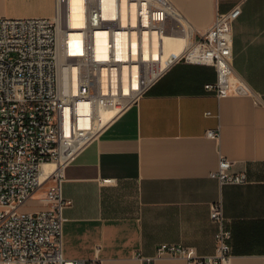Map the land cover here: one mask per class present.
Masks as SVG:
<instances>
[{"label":"crops","instance_id":"crops-1","mask_svg":"<svg viewBox=\"0 0 264 264\" xmlns=\"http://www.w3.org/2000/svg\"><path fill=\"white\" fill-rule=\"evenodd\" d=\"M55 1L0 0V16L50 17ZM171 1L196 35L218 12L241 5L233 66L262 100L220 98L205 88L216 79L213 66L167 60L150 89L63 167V254L89 259L99 247L102 264H142L160 244L175 243L213 255L219 224L210 205L221 200L232 232L231 256L222 264H264V0ZM212 129L218 138L208 135ZM223 156L232 160V172H245L246 182L210 176ZM42 196L33 210L47 206ZM156 264L189 263L166 254Z\"/></svg>","mask_w":264,"mask_h":264},{"label":"built area","instance_id":"built-area-1","mask_svg":"<svg viewBox=\"0 0 264 264\" xmlns=\"http://www.w3.org/2000/svg\"><path fill=\"white\" fill-rule=\"evenodd\" d=\"M104 4L105 0H81L82 24L73 23L72 0H56L50 17L0 16V264H102L99 247L89 259L63 254L62 170L102 127L103 111L117 115L165 72L164 46L160 57L152 53L145 59L140 54L130 60L133 34L142 51L144 35L153 45L160 36L191 31L184 51L174 59L213 66L216 79L205 88L220 98L249 95L256 103L262 100L233 66V23L241 14L240 4L218 12L200 35L171 0H110L106 9ZM120 30L130 38L124 60L116 50ZM99 31L104 32L102 44L97 42ZM125 65L138 67L141 89L132 95L123 94ZM81 106L84 112H79ZM208 135L218 138L220 133L212 129ZM47 161L58 165L48 177L47 206L21 209L41 187L40 173ZM231 166L232 160L223 156L210 176L246 182L245 172H232ZM210 217L219 224L215 254L204 256L194 247L163 243L154 256H143L142 264H156V258L166 254L181 256L189 264L229 260L232 232L221 200L211 203Z\"/></svg>","mask_w":264,"mask_h":264},{"label":"bare ground","instance_id":"bare-ground-1","mask_svg":"<svg viewBox=\"0 0 264 264\" xmlns=\"http://www.w3.org/2000/svg\"><path fill=\"white\" fill-rule=\"evenodd\" d=\"M110 0H105L104 8L106 9L109 5ZM81 0H72V18L74 24H82V12L80 8ZM125 14V11H123ZM125 16V15H124ZM99 35L97 36V42L98 44H102L105 41L104 32L99 31ZM116 50L117 55L121 58L120 60H124L123 58L127 56V53L125 51V46L127 44L128 35L120 30L116 34ZM191 36V31H188L183 36L176 35V34H166L164 36L158 37V39H155L153 42V45L151 44V41H148V37L144 35L143 38V50L140 51V48L137 46L136 36L133 34L132 36V56L133 59L130 58V60L137 59V56L140 57V54L144 56V58H148L152 55L156 57H160V54L162 53V47H165V56L167 60L174 59L179 54H181L185 46L188 42V38ZM130 39V38H129ZM164 52V51H163ZM127 60V59H126ZM104 83H106V78H104ZM115 85V83H114ZM137 89H141V84L138 79V67L130 65H125L123 69V94L124 95H132ZM84 104V103H83ZM84 112L85 109L82 108V106L79 108V112ZM116 111H103L101 115V122L100 126L104 125L110 117L114 116ZM55 169H58V165L54 161H47L43 164V168L41 170V181L42 183L48 179L51 172H53ZM41 183V185H42Z\"/></svg>","mask_w":264,"mask_h":264},{"label":"rangeland","instance_id":"rangeland-1","mask_svg":"<svg viewBox=\"0 0 264 264\" xmlns=\"http://www.w3.org/2000/svg\"><path fill=\"white\" fill-rule=\"evenodd\" d=\"M49 186V181H47L43 186H41L31 197L29 201L24 203L21 207L23 210H33L38 205H42L44 203L43 196L46 189Z\"/></svg>","mask_w":264,"mask_h":264}]
</instances>
